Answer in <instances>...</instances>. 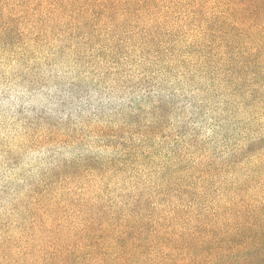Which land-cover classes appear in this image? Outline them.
I'll list each match as a JSON object with an SVG mask.
<instances>
[{
	"label": "rangeland",
	"instance_id": "1",
	"mask_svg": "<svg viewBox=\"0 0 264 264\" xmlns=\"http://www.w3.org/2000/svg\"><path fill=\"white\" fill-rule=\"evenodd\" d=\"M250 1L0 0V264H264Z\"/></svg>",
	"mask_w": 264,
	"mask_h": 264
},
{
	"label": "trees",
	"instance_id": "2",
	"mask_svg": "<svg viewBox=\"0 0 264 264\" xmlns=\"http://www.w3.org/2000/svg\"><path fill=\"white\" fill-rule=\"evenodd\" d=\"M250 3L256 8V16L261 14L264 10V0H251ZM248 219H252V217L250 216ZM248 219L245 222H249ZM253 220L258 221L259 217L254 218ZM239 226L240 224L237 225L235 231L225 235L223 238L215 237V239L209 240V243H207L206 247L201 246V248L197 247L195 251L193 250V261H191V264L203 263L204 259L201 258V254L203 255L202 251H205V249L212 257L211 258L209 256L208 264H241L238 259V246L240 244V240L243 238V234L239 233ZM253 235L254 232L250 231L248 232L247 237H252ZM213 257L215 258V261H212Z\"/></svg>",
	"mask_w": 264,
	"mask_h": 264
}]
</instances>
